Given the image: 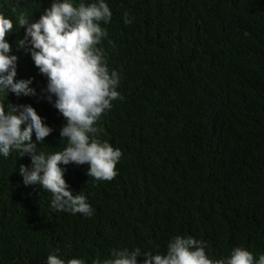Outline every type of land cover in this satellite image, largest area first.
Segmentation results:
<instances>
[{
  "label": "trees",
  "instance_id": "1",
  "mask_svg": "<svg viewBox=\"0 0 264 264\" xmlns=\"http://www.w3.org/2000/svg\"><path fill=\"white\" fill-rule=\"evenodd\" d=\"M5 1L11 10L15 0H0V8ZM106 1L110 37L132 46L115 48L109 58L121 72L117 91L140 90L125 115L110 111L101 119L99 138L122 153L117 175L97 181L87 164L61 165L69 190L82 192L93 209L91 216L73 214L53 209L52 194L39 184L24 185L19 167L31 168L29 155H0V264H47L53 253L92 264L110 258L112 249L137 247L166 254L177 235L206 242L211 259L227 258L239 246L258 260L264 254V0H160L170 7L156 15L151 35L149 7L158 0ZM173 3L190 17L188 30ZM238 18L244 21L233 24ZM170 45L163 61L149 63ZM2 99L16 105L12 96ZM43 120L53 132L42 143L33 133L37 151H62L67 141L60 140L59 124L66 121Z\"/></svg>",
  "mask_w": 264,
  "mask_h": 264
},
{
  "label": "clouds",
  "instance_id": "2",
  "mask_svg": "<svg viewBox=\"0 0 264 264\" xmlns=\"http://www.w3.org/2000/svg\"><path fill=\"white\" fill-rule=\"evenodd\" d=\"M158 1L149 7L154 20L147 18L151 24L148 35L155 32L152 24L156 15L170 7V3ZM106 2L15 0L11 10L6 1L0 8V155L8 157L13 150L20 157L29 155L31 168L23 164L19 167L24 185L39 184L50 192L53 209L86 216H91L93 209L82 192L73 195L69 190L61 165L87 164L89 177L97 181L114 179L122 153L99 138L101 119L110 111L125 115L132 96L140 93L137 90L126 96L117 91L121 72L112 70L109 58L115 55V48L129 50L132 46L110 37L105 24L110 22L112 12ZM174 5L176 17L187 21L184 27L188 30L192 27L190 17ZM128 15L124 13L126 24L132 22ZM243 21L238 18L233 24ZM162 47L149 63L163 61L173 48ZM7 96H12L16 105L5 104L2 98ZM50 118L66 121L59 126L64 124L60 140H66L67 145L46 155L37 151L32 137L35 133L36 141L42 143L53 132L43 120ZM206 248L203 240L177 235L168 242L166 254L142 252L139 247L112 249L110 258L97 257L92 264H139L141 255L145 257L142 264H264V254L257 260L243 247L237 246L230 256L219 259L209 258ZM47 264L85 262L77 258L65 261L53 253Z\"/></svg>",
  "mask_w": 264,
  "mask_h": 264
}]
</instances>
